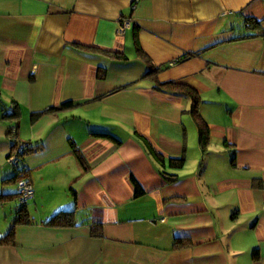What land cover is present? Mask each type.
<instances>
[{"label": "crops", "instance_id": "obj_1", "mask_svg": "<svg viewBox=\"0 0 264 264\" xmlns=\"http://www.w3.org/2000/svg\"><path fill=\"white\" fill-rule=\"evenodd\" d=\"M261 30L264 0H0V264H264Z\"/></svg>", "mask_w": 264, "mask_h": 264}, {"label": "trees", "instance_id": "obj_2", "mask_svg": "<svg viewBox=\"0 0 264 264\" xmlns=\"http://www.w3.org/2000/svg\"><path fill=\"white\" fill-rule=\"evenodd\" d=\"M246 27L247 28H260V24L259 21L256 20L255 18H247L246 19ZM262 35H264V30H261ZM138 51L140 52V49L137 48ZM142 53V52H141ZM117 57V56H115ZM148 73H152V70L150 69L148 71ZM100 77L103 76V74L99 75ZM167 87H170L171 89L173 88H182L183 91L185 92V94H187L190 99H191V113L194 116L196 125H197V129H198V142L200 145V148L202 150V152H205L207 145L209 143V131H208V127L207 124L204 122V120L201 118V116L198 113V105L200 103V98L197 94V92L188 86H183L182 84H175V83H167L166 84ZM73 103L72 102H65L62 103L61 105H59L58 107H50L47 112H52L54 110H58V109H62V108H69L72 107ZM13 115V114H11ZM39 114L34 115V117H37ZM12 129V128H11ZM11 133V130L10 132ZM92 136H96V137H104L107 134H103V133H91ZM143 142L145 143V145L147 146V150L149 152V154H151L155 159L163 162V158L153 149L149 146V144L146 142L145 139H143ZM119 143V141L117 142ZM25 144L22 145V151L19 153V157L22 155L24 149H25ZM74 153L77 156L79 163L81 165H83L85 162L82 158V156L80 155V153L78 152L77 149H74ZM168 165L172 168H181L184 165V158L180 157V158H169L168 159ZM19 173L16 174L15 177V181L17 183V181L21 178H26L25 174H26V170L24 171L23 169H18ZM161 174L163 175V177L165 178V180L169 183H173L176 182L178 180L177 175L175 174H170L168 172H164L162 171ZM28 179V178H26ZM131 181L135 187V195H139L141 194L143 191L141 189V187L139 186V184L137 183V181L131 176ZM17 193H18V186H17ZM25 204V203H24ZM24 204H20V208L19 210L16 212V218H15V223H28L29 219H28V215L27 212L24 208ZM72 211H58L56 212L54 215H52L49 219H47L44 224L45 225H49V226H66V225H72L73 224V220H72ZM90 232H91V236L97 237L100 236V226L98 224H93L90 228ZM12 238H13V228H11L6 235L0 237V245H4V244H9L10 242H12ZM184 243L177 239V241L175 242V247H179V246H183ZM257 254V251H254V255Z\"/></svg>", "mask_w": 264, "mask_h": 264}, {"label": "built area", "instance_id": "obj_3", "mask_svg": "<svg viewBox=\"0 0 264 264\" xmlns=\"http://www.w3.org/2000/svg\"><path fill=\"white\" fill-rule=\"evenodd\" d=\"M127 24H128V22L126 21L125 25H127ZM120 26L121 27L119 29L121 32V31H123L124 26H122V24ZM22 145L23 144H19L18 146H16L14 148L15 150H13L12 154L9 155V157H8V162L15 167H17L19 164V158H20L19 153L22 151ZM17 186H18V193H17L18 202H19V204H24V203H26V201L28 199H30L33 196L32 185L28 179L21 178L17 181Z\"/></svg>", "mask_w": 264, "mask_h": 264}]
</instances>
